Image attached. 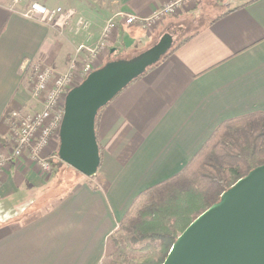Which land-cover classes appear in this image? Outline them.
<instances>
[{
  "label": "crops",
  "instance_id": "crops-1",
  "mask_svg": "<svg viewBox=\"0 0 264 264\" xmlns=\"http://www.w3.org/2000/svg\"><path fill=\"white\" fill-rule=\"evenodd\" d=\"M35 1L75 17L56 28L26 16L25 4L0 0L3 144L8 113L41 108L27 62L64 73L81 57L78 47L101 42L114 15L146 18L175 0ZM165 34L171 48L186 42L99 114L102 158L94 177L50 187L27 157L0 172V264H98L113 253L111 235L141 192L179 174L223 122L264 113V0H194L151 31L119 25L95 69L129 60Z\"/></svg>",
  "mask_w": 264,
  "mask_h": 264
},
{
  "label": "water",
  "instance_id": "water-1",
  "mask_svg": "<svg viewBox=\"0 0 264 264\" xmlns=\"http://www.w3.org/2000/svg\"><path fill=\"white\" fill-rule=\"evenodd\" d=\"M172 45L169 34L129 60L106 63L65 98L59 160L86 178L100 166L95 134L99 110L158 63ZM113 52V51H112ZM162 264H264V164L223 192L177 237Z\"/></svg>",
  "mask_w": 264,
  "mask_h": 264
},
{
  "label": "trees",
  "instance_id": "trees-1",
  "mask_svg": "<svg viewBox=\"0 0 264 264\" xmlns=\"http://www.w3.org/2000/svg\"><path fill=\"white\" fill-rule=\"evenodd\" d=\"M185 42L171 48L141 76ZM104 108L95 118V134ZM98 151L101 162L99 146ZM55 156L58 158L57 153ZM59 163L63 164L60 160ZM263 164L264 113L223 122L179 174L146 189L133 200L111 235L115 250L109 262L162 264L177 237L197 216L216 204L221 194L239 179Z\"/></svg>",
  "mask_w": 264,
  "mask_h": 264
},
{
  "label": "built area",
  "instance_id": "built-area-1",
  "mask_svg": "<svg viewBox=\"0 0 264 264\" xmlns=\"http://www.w3.org/2000/svg\"><path fill=\"white\" fill-rule=\"evenodd\" d=\"M11 1L17 5L25 4L26 16L52 27L63 28L75 17V11L72 9H49L35 0ZM193 1L175 0L161 6L146 18L123 13L114 15L102 31L101 42L95 47H78L76 54L81 57L73 60L64 73H57L41 63L27 62L24 69L31 81L32 95L40 102L41 108L36 111H14L4 117L11 147H7L8 143H0V172L5 171L9 164L18 161L26 153L40 176L46 179L51 172V165L45 152L50 150V142L58 138L66 95L97 70L95 66L100 56L107 52V43L118 26H135L144 31H151L163 19L177 15ZM81 25L86 27L85 23ZM98 264L111 263L103 259Z\"/></svg>",
  "mask_w": 264,
  "mask_h": 264
},
{
  "label": "rangeland",
  "instance_id": "rangeland-1",
  "mask_svg": "<svg viewBox=\"0 0 264 264\" xmlns=\"http://www.w3.org/2000/svg\"><path fill=\"white\" fill-rule=\"evenodd\" d=\"M227 1V0H226ZM233 1H236V0H233ZM226 3H228V2H226ZM210 8V10L209 11H211V13H217L218 12V9L217 8H214V7H212V6H210V7H208V9ZM207 9V8H206ZM174 17V16H173ZM169 18V17H168ZM171 18V17H170ZM188 31H191V27H188L187 28V32ZM183 37V36H182ZM127 58V57H126ZM125 58L122 56V60H124ZM104 66V65H103ZM102 66V67H103ZM100 69V68H99ZM27 77H29L28 75H27ZM28 80H29V78H28ZM30 82V84H31V81H29ZM77 82H78V80L76 81V84H77ZM31 89H32V85H31ZM25 110H27V111H36V110H30V109H25ZM37 110H39V109H37ZM23 111V110H22ZM57 138H55V139H53L51 142H50V145H51V148H50V150H47L46 152H45V155H48L47 156V159L49 160V161H52L54 164H51L50 163V165H51V172H50V174L48 175V177H46V179H50V187L51 186H57V188H58V186H60V185H63V186H65V187H67V186H72L74 183H76L77 182V179H76V177H80V174L77 172V171H75L74 169H72L71 167H69V166H67L66 164H57L58 162H59V158H57L55 155H56V153H57V148H55V149H53L52 150V147H53V144H54V142L56 141L57 142ZM7 147L8 148H10L11 147V143L10 142H8V145H7ZM23 157H27V154L25 153L24 155H23ZM84 177V176H83ZM45 180V179H44ZM113 243V242H112ZM113 247H114V250H115V246H114V244H113ZM114 252V251H113ZM105 260L107 261V262H109V260H110V257L109 256H107V257H105ZM110 263V262H109Z\"/></svg>",
  "mask_w": 264,
  "mask_h": 264
}]
</instances>
